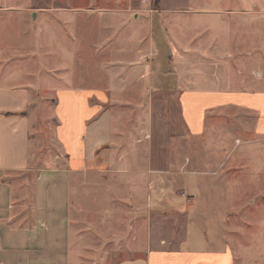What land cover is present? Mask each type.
Masks as SVG:
<instances>
[{"label":"crops","instance_id":"crops-1","mask_svg":"<svg viewBox=\"0 0 264 264\" xmlns=\"http://www.w3.org/2000/svg\"><path fill=\"white\" fill-rule=\"evenodd\" d=\"M102 1L108 4L107 10ZM12 2L0 0V264H81L78 230L86 219L80 217L86 205L80 193L89 187V179L98 182L94 190L112 175L121 183V188H115L123 191L121 199L133 206V191L138 189L133 177L138 171L149 184L141 189L155 204L153 200L145 204L137 220L151 221L145 214L149 206L162 212L167 207H189L193 213L203 208L198 217L207 224L204 246L192 243L191 247L189 242L176 250L160 246L152 250L148 240L157 234L133 230L127 240L145 244L126 242L111 252L127 256L118 264H263L264 215L250 217L241 212L246 204L257 207L256 199L264 205L260 201L264 90H231L227 82L214 89H197L191 75L186 81L180 63L183 55H190L182 49L187 42L166 38L163 32L169 36L170 31L162 25L164 11L152 10L148 3L46 0L42 6L33 1L29 5ZM102 20L106 22L101 26ZM97 24L96 30L114 32L111 41L124 36L118 51H124L125 59L120 54L110 61L128 64L130 57L135 66L128 77L142 80L143 119L136 136L125 133L120 121L114 122L103 90L84 87L83 67L69 70L70 63L83 62L85 32ZM38 46L47 50L41 61L55 68L50 78L59 79L43 91L54 101L49 143L56 153L41 160L45 166L40 168L32 97L37 91L25 69L27 63L37 61L32 56L37 55ZM22 50L27 54H19ZM198 141L203 142L204 171H197L201 164L196 160ZM249 219L258 225L253 237L258 239V252L233 242L237 234L228 228L231 222ZM214 222L221 223L220 229L214 231ZM243 233L238 232V237L244 238ZM251 253L253 257L246 259Z\"/></svg>","mask_w":264,"mask_h":264},{"label":"rangeland","instance_id":"rangeland-1","mask_svg":"<svg viewBox=\"0 0 264 264\" xmlns=\"http://www.w3.org/2000/svg\"><path fill=\"white\" fill-rule=\"evenodd\" d=\"M31 1L45 6L46 0H15V3L29 5ZM61 1L57 0L58 3ZM131 2L135 5L142 4L141 0H131ZM63 3L67 4V0H63ZM147 3L152 10L164 11L160 15L163 19L162 25L170 32L169 36L164 32L163 35L166 38L172 37L178 44L180 40L185 41L186 46H189L188 48L182 47L183 51L185 49L190 55H183V61L180 63L186 81L191 75V80L196 81L197 89H214L217 85L227 82L226 88L231 90L243 88L264 90V0H148ZM102 7L107 10L109 6L102 1ZM105 22L102 20L99 23L102 26ZM97 27L98 24L92 30L85 32L87 39L83 49V62L70 63L69 70L83 67L84 87L103 90L108 98V109L113 112L114 122L120 121L119 124H123V128L125 125V133L136 136L143 119L141 108L144 95L140 92L142 80L128 77L130 71L134 69L131 66H135V63L130 61V57L128 64H114L110 61V58L120 54H122V61L125 59L124 51L120 54L118 51L120 50L118 46L124 44V36L117 35L118 39L111 41L114 32L100 31L99 28L96 30ZM36 49L37 55L32 57H36L37 61L27 63L25 69L29 71L31 82L35 84L37 91V94L32 97L36 102L35 113L38 129L36 153L38 160L42 163H38V168H40L45 166L42 161L50 159L56 153L55 148H52V144L49 143V121L52 117L54 101L48 99L43 91L59 79L50 78L49 72L55 69L54 66L41 61L47 51L46 48L38 46ZM19 54L27 53L22 50ZM136 66L137 70L139 66L138 64ZM112 70L113 72L109 73ZM109 74L111 77H107ZM70 81L74 84L77 82L76 79H70ZM253 83H260V86H253ZM231 120L229 123L233 125L235 121ZM47 122L48 125L45 124ZM44 124L46 129H44ZM229 133L234 135L235 131L231 130ZM201 144L203 142L196 143V160L199 163L203 162ZM204 168L203 163L198 164L197 171H204ZM138 172L133 177L134 188H138L133 191V206L126 204L123 198L121 199L122 190L115 189L121 188V183L116 177L106 176L100 181V185H95L97 189L94 190L92 186L98 182L89 179L87 185L89 187H86L84 193H80L86 205L81 208L80 217L84 216L86 219L80 223L81 227L78 230V234L82 235L83 245L78 255L79 263L118 264L127 256L113 255L111 252H116L115 250L123 247L126 242L136 246L138 242L144 243V240H127V233L133 230H147L157 234L153 239L149 237L148 240L152 250L158 249V246L167 250H176L180 245L189 246V242L191 245L194 243L197 248L204 246V231L207 224L198 217L199 214H203V208L193 213L189 207L179 210L165 207L168 212H162L160 209L154 210L149 206L148 212L143 213L150 216L151 221L140 223L137 220L145 204L153 200L147 192L141 189L149 185L144 179L146 175L142 171ZM261 194L260 201L264 202V192ZM178 197L185 200L190 199L184 197L183 194H179ZM168 201L170 200H164L166 203ZM159 202H162V199H159ZM255 204H257L256 208L246 204L241 213L250 217L264 215V205L260 206L257 199ZM199 219L201 221H198ZM212 225L214 231L222 226L221 223L215 222ZM257 227L258 225L251 219L243 223L228 224V228L233 230L232 234H237L235 236L237 238H233L232 241L238 242L244 248H249L250 252L253 249L256 252L261 250L258 239L253 238L257 234ZM240 231L244 232V238L238 237ZM252 257V253L245 256L246 259Z\"/></svg>","mask_w":264,"mask_h":264},{"label":"built area","instance_id":"built-area-1","mask_svg":"<svg viewBox=\"0 0 264 264\" xmlns=\"http://www.w3.org/2000/svg\"><path fill=\"white\" fill-rule=\"evenodd\" d=\"M147 1H148V0H141V3H142V4H145V3H147Z\"/></svg>","mask_w":264,"mask_h":264}]
</instances>
